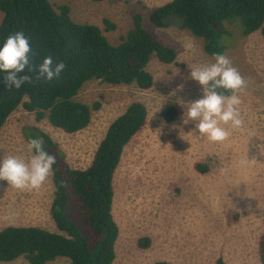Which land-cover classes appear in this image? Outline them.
<instances>
[{"label": "rangeland", "instance_id": "rangeland-1", "mask_svg": "<svg viewBox=\"0 0 264 264\" xmlns=\"http://www.w3.org/2000/svg\"><path fill=\"white\" fill-rule=\"evenodd\" d=\"M58 8L70 7L79 24L96 25L113 45L134 28L141 17L143 27L160 43L173 48L177 60L162 63L152 55L147 71L154 78L150 90L135 85L114 86L87 82L78 102L101 108L92 112L90 125L76 134L53 127L48 119L19 108L0 130V158L7 155L27 159L24 130L39 128L58 146L73 169L85 170L109 126L133 102L148 111L145 128L125 148L114 180L113 216L120 229L113 264H261L259 243L264 234V36L256 32L244 37L238 24L228 26L224 36L226 55L248 81L241 95L243 126L231 129L223 143H210L194 132L195 123H183L188 104L202 98V86L189 79L190 65L214 63L203 40L181 29L175 17L166 27L151 21L155 10L172 0H50ZM4 18L0 11V24ZM115 25L107 31L104 21ZM192 38L197 51L185 52ZM166 106L176 110L173 122L163 114ZM241 161H248L242 165ZM53 173L38 191H18L0 182V231L10 227H38L57 232L51 217L54 199ZM16 214L13 223L4 221ZM148 238V246L140 240ZM29 264L25 259L11 263ZM48 264H70L60 258Z\"/></svg>", "mask_w": 264, "mask_h": 264}, {"label": "trees", "instance_id": "trees-1", "mask_svg": "<svg viewBox=\"0 0 264 264\" xmlns=\"http://www.w3.org/2000/svg\"><path fill=\"white\" fill-rule=\"evenodd\" d=\"M0 11L4 15L0 47L9 35L22 31L38 52L37 63L48 55L66 63L59 81L25 83L18 90L6 89L5 74L0 73V130L22 107L35 114L38 122L47 118L53 127L67 134L79 133L90 125L92 112L101 108L99 102L89 106L76 100L87 82L96 80L150 90L154 86V78L147 71L151 56L156 55L165 64L177 60L176 51L155 40L143 27L140 16L121 43L113 45L98 26L76 23L67 5L56 8L50 0H0ZM170 17L179 20L181 29L202 39L205 52L212 57L226 52L222 39L230 35L229 25L238 24L244 37L256 32L264 36V0H172L155 10L151 21L158 27H166V19ZM104 25L107 31L116 28L108 20ZM163 114L168 122H173L176 110L166 106ZM147 121V108L140 102L130 104L109 126L85 170L71 168L57 144L42 130L25 129L27 141L43 138L45 150L56 157L50 212L57 232L32 226L1 230L0 262L25 259L29 264H48L66 258L70 264H113L120 235L113 216L115 175L125 148ZM148 242V238L141 239L140 246L147 247ZM259 255L264 264V234ZM215 264L226 263L219 258Z\"/></svg>", "mask_w": 264, "mask_h": 264}, {"label": "clouds", "instance_id": "clouds-1", "mask_svg": "<svg viewBox=\"0 0 264 264\" xmlns=\"http://www.w3.org/2000/svg\"><path fill=\"white\" fill-rule=\"evenodd\" d=\"M185 52H196L197 45L188 38L183 45ZM35 51L30 39L18 31L9 35L0 47V73H4L3 83L6 89H20L25 83L46 82L51 84L59 81L66 70V63L51 55L37 63ZM214 63L206 65H190L189 79L202 86V98L190 102L184 113L183 123L194 121V132L198 137L205 138L210 143H223L231 129L243 126L240 111L241 95L248 87V81L232 65L231 60L224 54L215 53ZM27 73V74H25ZM30 156L7 155L0 158V182H6L8 188L18 191H38L52 175L56 157L44 148L41 137L30 138L27 142ZM248 161H241L246 165ZM15 213L4 217L7 223H13Z\"/></svg>", "mask_w": 264, "mask_h": 264}, {"label": "crops", "instance_id": "crops-1", "mask_svg": "<svg viewBox=\"0 0 264 264\" xmlns=\"http://www.w3.org/2000/svg\"><path fill=\"white\" fill-rule=\"evenodd\" d=\"M4 129V128H3ZM1 147H2V143L0 142V149H1Z\"/></svg>", "mask_w": 264, "mask_h": 264}]
</instances>
